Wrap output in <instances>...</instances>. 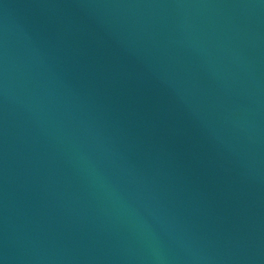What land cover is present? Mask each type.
I'll return each instance as SVG.
<instances>
[{
	"label": "water",
	"instance_id": "obj_1",
	"mask_svg": "<svg viewBox=\"0 0 264 264\" xmlns=\"http://www.w3.org/2000/svg\"><path fill=\"white\" fill-rule=\"evenodd\" d=\"M0 264H264V0H0Z\"/></svg>",
	"mask_w": 264,
	"mask_h": 264
}]
</instances>
